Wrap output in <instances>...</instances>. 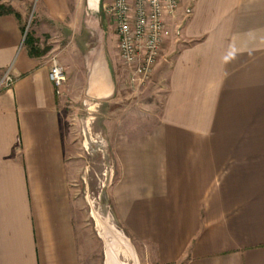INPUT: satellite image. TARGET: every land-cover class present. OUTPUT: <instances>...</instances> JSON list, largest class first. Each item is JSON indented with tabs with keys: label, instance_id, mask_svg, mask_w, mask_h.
<instances>
[{
	"label": "crops",
	"instance_id": "0c3cea01",
	"mask_svg": "<svg viewBox=\"0 0 264 264\" xmlns=\"http://www.w3.org/2000/svg\"><path fill=\"white\" fill-rule=\"evenodd\" d=\"M105 1L91 11L87 0L86 14H100L107 36ZM187 2L165 45L175 55L160 124L124 145L117 217L156 264H264V0ZM31 3L41 24L72 14L70 0H3L21 20L0 17V81L8 70L15 79L0 92V264H82L64 103L52 57L29 54ZM107 43L86 68L97 101L118 96Z\"/></svg>",
	"mask_w": 264,
	"mask_h": 264
},
{
	"label": "rangeland",
	"instance_id": "374dc122",
	"mask_svg": "<svg viewBox=\"0 0 264 264\" xmlns=\"http://www.w3.org/2000/svg\"><path fill=\"white\" fill-rule=\"evenodd\" d=\"M11 1L14 0L8 3ZM70 1L72 14L67 22L41 24L36 18V6L31 3L23 25L28 34L37 32L41 49L49 50V57L56 56L67 73L64 94L59 98L64 103L71 197L82 264H156L147 247L132 238L119 222L114 191L123 179L124 145L137 143L160 124L167 71L175 54H168L170 47L166 46L165 58L153 78L140 89L131 88L117 52L113 23L106 22V36L100 14L87 16V0ZM181 1L188 13L191 5L188 0ZM93 8L90 6L91 11ZM176 19L182 29L185 21L179 13ZM106 39L109 58L117 65L118 96L97 101L86 94L89 73L86 68L88 59L96 60Z\"/></svg>",
	"mask_w": 264,
	"mask_h": 264
},
{
	"label": "built area",
	"instance_id": "2783aa9c",
	"mask_svg": "<svg viewBox=\"0 0 264 264\" xmlns=\"http://www.w3.org/2000/svg\"><path fill=\"white\" fill-rule=\"evenodd\" d=\"M181 0H109L103 5L118 38L119 59L130 86L140 89L154 76L164 56L167 41L181 30L175 24ZM191 13V10L188 14ZM175 26V27H174ZM174 27V29H173ZM178 30V31H177ZM49 79L56 95L64 94L67 73L57 57H52ZM15 83L12 70L0 81V92Z\"/></svg>",
	"mask_w": 264,
	"mask_h": 264
},
{
	"label": "trees",
	"instance_id": "16d2710c",
	"mask_svg": "<svg viewBox=\"0 0 264 264\" xmlns=\"http://www.w3.org/2000/svg\"><path fill=\"white\" fill-rule=\"evenodd\" d=\"M11 14H15L16 17L21 20V17L15 13L12 7L4 5L3 0H0V17ZM26 44L29 49V54L32 57H41L47 52V50L41 51L38 48V41L30 34L27 35Z\"/></svg>",
	"mask_w": 264,
	"mask_h": 264
},
{
	"label": "bare ground",
	"instance_id": "6f19581e",
	"mask_svg": "<svg viewBox=\"0 0 264 264\" xmlns=\"http://www.w3.org/2000/svg\"><path fill=\"white\" fill-rule=\"evenodd\" d=\"M97 1L98 0H89V5L91 6V7H94L93 8V10L92 11H95L96 10V8H97ZM95 5V6H94ZM104 65V64H103ZM104 68V67H103ZM106 68V67H105ZM104 68V69H105ZM102 73V72H101Z\"/></svg>",
	"mask_w": 264,
	"mask_h": 264
},
{
	"label": "flooded vegetation",
	"instance_id": "af4514ba",
	"mask_svg": "<svg viewBox=\"0 0 264 264\" xmlns=\"http://www.w3.org/2000/svg\"><path fill=\"white\" fill-rule=\"evenodd\" d=\"M95 6V5H94Z\"/></svg>",
	"mask_w": 264,
	"mask_h": 264
}]
</instances>
